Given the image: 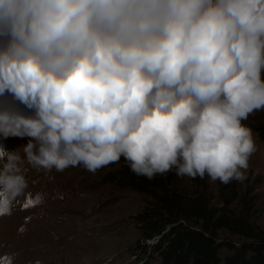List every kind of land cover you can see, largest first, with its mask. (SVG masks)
Wrapping results in <instances>:
<instances>
[{
	"label": "clouds",
	"instance_id": "9594fccd",
	"mask_svg": "<svg viewBox=\"0 0 264 264\" xmlns=\"http://www.w3.org/2000/svg\"><path fill=\"white\" fill-rule=\"evenodd\" d=\"M264 110V0H0V193L25 164L246 179Z\"/></svg>",
	"mask_w": 264,
	"mask_h": 264
},
{
	"label": "rangeland",
	"instance_id": "374dc122",
	"mask_svg": "<svg viewBox=\"0 0 264 264\" xmlns=\"http://www.w3.org/2000/svg\"><path fill=\"white\" fill-rule=\"evenodd\" d=\"M244 123L250 128L264 124V110L254 112ZM252 132L257 150L249 159L246 179L237 183L242 192H256L251 219L264 229V140ZM29 139L0 134V146L15 151ZM120 166L121 161L96 171L80 165L47 172L25 164L27 187L14 197L0 193V264H144L133 257L142 242L134 214L149 197L108 181ZM204 178L208 192L216 198L220 181ZM173 184L186 192L195 189L187 176L175 174ZM221 236L242 240L225 231ZM229 251L221 247L219 253ZM145 264H160V260L152 256Z\"/></svg>",
	"mask_w": 264,
	"mask_h": 264
},
{
	"label": "trees",
	"instance_id": "16d2710c",
	"mask_svg": "<svg viewBox=\"0 0 264 264\" xmlns=\"http://www.w3.org/2000/svg\"><path fill=\"white\" fill-rule=\"evenodd\" d=\"M252 131L264 140V124ZM121 166L108 181L130 186L149 198L134 214L142 240L159 235L147 249L160 264H264V229L251 219L256 212V192L241 191L237 180L219 182L216 198L208 192L205 178H192L195 189L186 192L173 184L175 170L154 178L135 174L121 158ZM235 234V242L222 232ZM221 247L229 252L223 256Z\"/></svg>",
	"mask_w": 264,
	"mask_h": 264
},
{
	"label": "built area",
	"instance_id": "2783aa9c",
	"mask_svg": "<svg viewBox=\"0 0 264 264\" xmlns=\"http://www.w3.org/2000/svg\"><path fill=\"white\" fill-rule=\"evenodd\" d=\"M158 238H159V235H154L151 238H145L144 240H142V242H140V244L145 243L146 248L151 249V244L156 242L158 240ZM137 247H138V249L134 253L133 257H138V259L142 260V263L145 264V259L149 258L150 256H148L147 253L143 252V250L139 246H137Z\"/></svg>",
	"mask_w": 264,
	"mask_h": 264
}]
</instances>
